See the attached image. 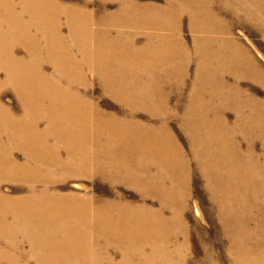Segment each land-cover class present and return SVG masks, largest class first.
Listing matches in <instances>:
<instances>
[{
	"label": "bare ground",
	"instance_id": "obj_1",
	"mask_svg": "<svg viewBox=\"0 0 264 264\" xmlns=\"http://www.w3.org/2000/svg\"><path fill=\"white\" fill-rule=\"evenodd\" d=\"M98 1L105 4L102 15L60 0H0V100L12 88L22 104L18 115L0 101V139L5 129L11 144L9 150L0 145V184L23 178L47 189L26 197L0 189V238L6 245L0 243V257L16 264L23 237L38 264H188L185 249L192 247L193 229L183 200L190 194L191 170L172 132L170 123L177 119L216 206L220 232L214 233L225 237L237 264H264V98L255 100L243 87L252 81L264 88V66L237 34L253 26L264 31V0H237L236 6L222 0H165L164 6ZM111 2L119 4L117 10L108 9ZM62 16L69 34L60 28ZM186 21L190 40L183 36ZM19 48L25 57L17 55ZM79 63L128 115L120 118L92 102L94 88ZM186 89L191 96L183 111L179 102L171 107L170 95L179 98ZM143 111L147 121L137 119ZM44 123L56 131L40 132ZM50 135L66 145L80 173L127 170L130 184L143 191L145 201L157 199L160 208L123 200L95 207L51 192L47 187L55 184L52 176L63 159L58 151L48 153L43 140ZM12 149L55 170L44 176L46 170L19 163ZM113 157L123 164L116 166ZM154 168L159 173L152 174ZM206 250V258L193 264L212 261L213 247Z\"/></svg>",
	"mask_w": 264,
	"mask_h": 264
},
{
	"label": "rangeland",
	"instance_id": "obj_2",
	"mask_svg": "<svg viewBox=\"0 0 264 264\" xmlns=\"http://www.w3.org/2000/svg\"><path fill=\"white\" fill-rule=\"evenodd\" d=\"M136 1L142 3H154V4H159L161 6H164L165 4L164 3L165 0H136ZM222 1L230 6V4L235 3L237 0H222ZM60 2L65 6H75L78 8L87 7L89 8L90 11L94 12L97 15L102 13L103 7L105 6L103 2L98 0H93V2H91V5L89 4V2L87 3L86 0H60ZM174 5L176 6V9L180 10L181 7L178 4L174 3ZM118 7H119L118 3L111 2L108 5V9L110 11H115L118 9ZM218 8H223V7L221 5ZM101 15L98 17V19L101 18ZM185 25L186 26L184 28L185 31L183 36L188 40H190L191 34L189 31L188 22ZM258 27L254 28L253 26L251 28L252 30L251 29L248 30L246 28L245 30L243 28H238L237 34H239L240 36L242 35L241 37H243L244 42H246V46L252 53L253 57L262 66H264V31H262V29L259 30ZM60 28L62 30V33L65 34L70 33L67 24V19L65 16H62L61 18ZM39 37L42 38V35L39 34ZM214 50L220 52H226L225 50H227V47L215 46ZM16 53L19 57L26 56L24 48L17 49ZM227 58H229L227 57V55L221 57L222 60ZM221 59L219 58L215 62L216 66L220 65ZM118 65L119 64L112 63V66L114 68H116ZM79 67H81L83 72H86L87 77L90 79V84L94 88V91L91 92V96H90L92 102L99 103L101 105L100 108L106 112L115 113L117 115L119 114V116H121L120 118H124L126 115H128V110L123 107V104L118 103L116 100L110 98L104 91L103 92L101 91V87L99 86L100 81L91 75L89 70L86 69L85 64L79 63ZM48 69L50 70L51 68L48 67ZM195 72H196V63L195 61H193L190 64L189 74L187 79V84L190 86L194 80ZM1 76H2L1 79L5 78V75L1 74ZM156 80L166 84L169 83V80L166 78L164 79L157 78ZM243 87L249 89L248 94L251 97H254L255 100L258 101L264 98V88L260 84L258 85L257 83H253L252 81H243ZM81 91L84 92V90ZM137 94L138 93H136V95ZM170 96L172 97L170 101V106L173 107L177 104V102H179L180 110L183 111V107L187 105V101L191 96V93L189 90L187 91L186 89L184 93L181 96H179V98H176L175 95L172 94ZM0 101L4 105L11 108L16 114L21 115L22 104L20 102V98L18 97L14 89L6 88L3 91ZM228 114L230 115V120H229L230 123L234 124L235 119L233 112H229ZM137 119L140 121H147L148 119H150V117L148 112L143 111L142 113H140V115L137 116ZM179 122L177 119H172L170 124L172 128V132L176 135L177 139L184 147L188 158L190 159V170H191L190 185L188 188L190 194L187 201L185 200V198L183 200V203L185 205L187 204L188 207L187 210L185 209L186 212L184 214V217L186 218V221L188 222L190 228L193 229L192 247L191 249L189 247L185 249L187 262L188 264H193V261H197V260L201 261L206 256L207 253L206 247L210 245L213 247L214 253L211 254L212 261L210 260V263L207 264H237L232 258V255H230L227 252L226 249L227 242L225 237L216 235V233H214L216 232V230L220 232L218 225L216 226L215 224L216 206L211 198L210 192L206 186V182L203 178L199 166L195 161L191 159L192 156L190 154L191 150L189 146L188 135L186 131L183 130V128H181ZM39 131L55 132L56 129L55 128L54 130L49 129L44 123L39 127ZM5 133H6L5 129H2V139H0V143H1L0 145L3 148L9 150V148L11 149V144L8 143L9 141ZM53 137L54 136L50 135L46 139H44L43 142L47 141L49 143L48 145L49 147H47L48 153L52 151L53 152L58 151L62 155V156L60 155V157L63 159V161L61 162L62 167L60 169H56L58 171H56V173L52 176V179L55 181V184L50 185L51 187L50 186L47 187L51 192H58L60 193V195L65 194L64 196L80 197L81 199H84L87 202H92V205H94L95 207H98L100 204H102V202L105 201L115 202V201L123 200L135 204L146 203L154 209L160 208L161 205L157 199L150 198L145 201L142 195L143 191L138 188H135L130 184L129 180L127 179V174H129L130 172H128L127 170H122V171L117 170L118 172L113 171L110 172L109 174H106V176L104 175V173L101 172V170H92L89 171V173L86 172L84 174L80 173L79 170L82 168V166L78 165L79 164L78 161L71 162L66 145L60 141H56V139H54ZM244 142L246 143V141ZM258 146H259L258 151L261 152L262 144L258 143ZM12 153L15 159L19 163L24 165L32 164L33 168H41L42 170H46L42 174L44 176L52 175V172L55 170V169H50L52 168L51 165L35 163L34 159L33 160L32 158L29 159V157L20 150L17 151V149H12ZM35 156L37 155L35 154ZM113 158L116 161H118L116 166L122 163L118 157H113ZM93 166H89L88 168L91 169V167ZM98 166L101 167V165ZM76 167L77 169L74 170ZM157 173H159V170L154 168L152 174H157ZM24 180L25 179L20 178L12 181L2 182L0 184V189L3 193L11 195L13 197L20 195L26 197V196H30L32 192L38 193V192H43V190L47 191V189H45L43 185L38 184L36 186H32L31 183H28ZM134 181H136V179H134ZM198 210L200 211L199 214L197 213ZM196 230L197 232L201 233V235L200 234L198 235L199 238H197L196 234H194L196 233L195 232ZM24 239L25 238L23 237H19L20 247L18 252L14 253V255L17 256L19 259L16 261V264H38L37 260L31 256L30 244L26 242ZM3 241L5 240H2L0 238V243L6 246ZM186 241L187 239L185 237L182 236L180 238V243L184 244L186 243ZM188 248L190 251H188ZM111 255L114 257L115 260L120 261L121 257L120 255H118V253H116L115 250H111ZM0 264H10L9 258L0 257Z\"/></svg>",
	"mask_w": 264,
	"mask_h": 264
}]
</instances>
